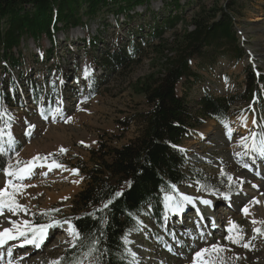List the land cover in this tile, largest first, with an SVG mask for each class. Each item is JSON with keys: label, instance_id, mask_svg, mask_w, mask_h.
<instances>
[{"label": "rangeland", "instance_id": "374dc122", "mask_svg": "<svg viewBox=\"0 0 264 264\" xmlns=\"http://www.w3.org/2000/svg\"><path fill=\"white\" fill-rule=\"evenodd\" d=\"M225 1L201 0L198 6L199 0H193L192 5L186 8L185 25L181 24L166 33L164 44L176 45L177 36H181L186 29H193L191 22L206 10L204 7L225 6ZM186 2L182 0V3ZM151 7H138L132 12L133 15L135 12L138 14L129 24L123 16L118 21L107 10L108 7L100 9L96 16L87 14L84 7L81 8L77 16L90 24L92 34L97 36L95 44L85 47L86 30L82 27H73L68 31L60 29L54 46L49 40L43 44L42 55L49 59H42V55L36 54L38 50L31 39L22 40L20 49L23 60H20L21 67L14 72V75L20 74L18 89L22 103L17 121L9 126L17 143L4 154L9 158L7 166H15L17 161H32L37 155H55L45 161H36V164L42 163L44 166L36 167L30 178L22 182L31 186L23 189L24 194L16 198L28 208V213L21 212L17 216L6 211L5 216L20 222L28 219L34 225H40L50 223L49 217L42 216V212L59 209V212L52 214L54 219L72 222L75 198L86 184L83 169L93 166L92 150L111 136H118L113 144L120 146L139 135L138 121L128 122L129 118L146 108L144 95L137 92L138 84L145 76L163 69L166 57L172 54L169 49L163 55L156 51L154 46L160 40L152 44L140 41L142 34L148 31V23L154 20L152 11L160 18L170 12L165 11L162 0H154ZM236 8L232 12L237 37L244 50L242 59L237 60L231 52L219 57L214 65L194 58L192 68L197 79L183 78L177 86L179 95L186 97L193 113L200 108L199 102L207 94H239V100L232 107L233 116L226 125L207 119L179 146L187 159L185 172L189 179L176 188L188 196L208 199L212 205L205 206L197 200L195 206L188 205L179 213L167 206L161 222L157 221L150 209H146L140 217L142 224L139 223V228L125 238L129 250L135 254L133 264H264V232L254 231L256 228L264 229V224L259 223L264 221V191L259 190L258 185L249 184V181L263 184L260 177L264 175V156L257 160L260 162L257 168H245L244 165L254 157L249 151L259 156L261 154L248 151L242 144L238 145L241 137H249L246 144L250 145L253 133L264 135V81L258 82L257 93L251 99L248 97L251 85L247 73L252 68L258 76H264V0H238ZM1 26L2 29L7 26L6 19ZM58 26L62 28L63 24L58 23ZM132 32L136 34L135 39L130 36ZM132 40H136L140 46L141 62L134 65L126 62L115 67L109 61L110 56L126 55ZM19 50L15 51L18 56L21 55ZM48 68H51L49 72ZM0 76L10 90L9 75L4 74L1 67ZM34 87L41 93L39 105L34 100ZM44 106L53 107L47 119L41 109ZM245 118L247 124L251 123L246 132L243 130L247 126ZM210 123L214 124L211 137H204ZM30 125L35 127L29 136L25 133ZM229 127L232 129L231 136L228 134ZM7 140L8 136L3 138L6 148ZM61 147L67 151L61 153ZM194 154L197 156L193 157ZM53 161L64 165L67 170L49 169L48 165ZM20 166L25 165L22 163ZM72 169L79 171L73 173ZM8 179L5 171L0 172V190L8 187V191H12L7 186ZM225 192L231 193L230 200L221 195ZM175 195L174 191L166 194ZM254 199L260 203L253 204ZM244 207L250 209L247 216L242 211ZM204 208L207 209L203 211ZM197 212L203 213V216L200 215L206 221L203 228L198 223L201 220H196ZM206 215L213 218L209 220ZM253 220L258 223H253ZM233 222L240 226L241 233H237L235 228L232 233L228 232ZM6 223L10 225L0 217V230L6 228ZM47 235L49 237L42 246L45 249H30L31 246L26 244L27 247H18L21 239L0 246V264H8L9 260L13 264H50L63 257L65 251L72 247L67 225L49 229ZM229 235L233 238L242 235L243 239L240 244L232 243L226 239ZM248 242L252 247L241 246ZM213 245L224 250H214ZM9 249L11 257L8 256ZM17 249L21 250L15 253ZM203 249L208 251L203 252ZM37 250L39 254L35 252ZM198 252L202 253L199 257L196 256ZM85 264L94 263L87 261Z\"/></svg>", "mask_w": 264, "mask_h": 264}, {"label": "trees", "instance_id": "16d2710c", "mask_svg": "<svg viewBox=\"0 0 264 264\" xmlns=\"http://www.w3.org/2000/svg\"><path fill=\"white\" fill-rule=\"evenodd\" d=\"M153 1L0 0V51L3 50L0 52V67L4 74L9 75L10 89L0 76V130H3V138H7L9 126L17 121L22 103L18 89L20 74L14 75L23 60L20 49L22 40L31 39L37 47L36 54L40 56L44 52L45 40L54 46L60 29L68 31L79 26L86 30L85 47L93 46L97 36L92 34L90 24L77 16L81 8L84 7L87 14L96 16L100 9L108 7L107 10L118 21L123 16L129 24L138 14L135 12L133 15V11L144 5L151 9ZM162 1L165 11L170 12L160 18L150 10L155 17L148 23V31L142 34L140 41L152 44L160 40L154 46L156 51L163 55L169 49L172 54L166 57L163 69L145 76L138 84L137 92L144 95L146 108L129 118L128 122L138 121L139 135L120 146L113 144L118 136H111L92 150L93 166L83 169L86 184L75 198L76 206L72 214V222L82 239L75 247L65 251L62 264H72L76 260H81L83 264L87 261L94 264H133L134 256L125 238L139 228L140 217L146 209H150L157 221L161 222L168 206L166 194L173 192L171 186H181L189 179L185 172L187 159L179 146L207 119L226 125L233 116L232 107L239 100V94H207L200 100V108L193 113L186 97L179 95L177 86L183 78L197 79L192 68L194 58L214 65L219 57L231 52L237 60L242 59L244 50L237 37L232 12L237 9L238 0H226L225 6L221 7H204L208 11L196 14L191 22L193 29H186L181 36H177L178 42L174 46L164 44L163 37L179 25H185L186 8L192 5L193 0L186 3H182V0ZM5 19L7 26L2 29L1 23ZM58 23H62L63 27L60 28ZM140 28L143 31V26ZM130 36L135 39V32ZM129 45L126 55L110 56L109 61L115 67L126 62L130 65L141 62L140 46L136 40ZM17 49H20V56L15 52ZM40 57L49 59L45 55ZM50 70L48 68V72ZM247 73L251 85L248 97L252 99L257 93L258 82L264 81V76H258L252 68ZM33 92L34 100L39 105L41 93L37 87ZM44 107L41 109L47 116L53 107ZM8 162V155H0V172H4ZM117 192L122 195L116 197ZM109 200H112V204L98 211ZM93 212L94 216L89 215ZM94 240H99V244L91 255H87Z\"/></svg>", "mask_w": 264, "mask_h": 264}, {"label": "snow or ice", "instance_id": "6c2138e0", "mask_svg": "<svg viewBox=\"0 0 264 264\" xmlns=\"http://www.w3.org/2000/svg\"><path fill=\"white\" fill-rule=\"evenodd\" d=\"M56 111H59V109H57ZM43 115V113H42ZM45 119H47V116H44ZM253 123L255 124L256 122L253 121ZM245 124H246V118H245ZM34 125H30L28 130L26 131V135H31V131L32 129H34ZM3 130H0V155H4L6 154L10 149L11 146L14 145L15 143H17V141L15 140V137L12 136L11 132H8V140H7V145L8 147H5V144L3 142ZM232 133V129L229 127L228 128V134L229 136H231ZM249 140V137H241V144L243 146H245L246 148H248L249 150L252 151H256L259 152L261 155H264V135L262 134H257V133H253L251 140L252 143L250 145L246 144V141ZM83 143V141L81 142ZM67 151V149H64L63 147H61L60 152L61 153H65ZM55 154H48L46 156H39L37 155L36 157L33 158L32 161H26V162H21V161H17L16 165L13 166L11 164H9L7 166V168L4 170L5 171V175L7 177H9L8 181H7V186H10L12 191L9 192L8 191V187H5L3 190H0V217H3L5 221H7L11 227H6L3 228L2 230H0V246L6 245L9 241L11 240H18L23 238L24 243L26 244H32L33 246L39 248L42 246L44 240L47 238V231L49 229H53V228H59V227H64V225H67V230L69 235L72 237V242H71V246L75 247L77 242L79 240L82 239V235L80 233V231L76 228V225L73 224L71 222V220H64V221H60V220H56L54 219V217L52 216L53 213L59 212V209H51V210H47L45 212H42L41 215L42 216H48L50 223L47 224H40V225H34L33 222L31 220L25 219L22 222L18 221V220H12L10 217L5 216V212H10L13 215H19L21 212L24 213H28V208L23 205L20 204L18 199L16 198L19 195H23V189H25L26 187H29L31 185H25L22 182L28 178H30V176L33 174L34 169L36 167H43L44 165L41 164H36V161H45L50 159L51 156H53ZM237 155H240V153H237ZM24 164V167H21V164ZM49 169L51 168H58V169H65L64 165H61L55 161H53L51 164L48 165ZM245 168H248L249 165L245 164L244 165ZM73 173H78V169H72L71 170ZM226 175V173H225ZM82 179V178H81ZM74 182H78V181H74ZM202 188L204 187L203 185L201 186ZM171 188L173 189L174 192H176L175 196H166L165 199L168 202V207L171 211L179 213L185 210V207L188 205L191 206H195L197 200H200V198H194L191 196H188L184 193H180L179 190L176 188L175 185H172ZM122 195V193L117 192L115 194L116 197ZM223 196L224 199L226 200H230L231 199V193L230 192H225L221 194ZM64 199H67V197H65ZM113 199H115V197H113ZM200 203H202L205 206H211L212 205V201L208 200V199H202L200 200ZM253 204H258L260 203L258 200L254 199ZM110 204H112V200L107 201V203H105L100 209H98V211H103L104 208H107ZM197 211H199L197 209ZM243 213L247 216L250 214V209L249 207H244L242 209ZM31 215H35V213H31ZM89 215H95V212L90 213ZM201 216H203V213H200ZM253 223H258V221L253 220ZM142 224V222H140ZM259 223L264 224V221H260ZM233 228H235L237 230V233H241L242 229H240L239 225H236L235 222H233L232 226L228 228V232L232 233L233 232ZM255 232L257 233H262L264 232V229L262 228H256L254 229ZM226 239H228L229 241H231L232 243H236V244H240L241 240L243 239L242 235H238L236 238H233L232 235H229L228 237H226ZM127 242V241H126ZM99 244V240H94L93 241V246L92 248L89 249V252L87 253V255H91V253L93 251L96 250L95 246ZM241 246L246 247V248H250L252 247L251 243H244ZM212 248L214 250L218 249L217 245H213ZM219 251H223V248H219ZM203 252H207L208 249H203ZM202 253L198 252L196 253V256L199 257ZM12 252L9 249L8 250V256L11 257ZM135 255V254H133ZM239 258V257H237ZM65 258L61 257L58 258L55 261L50 262V264H62V261H64ZM8 264H13L12 260L8 261ZM72 264H83V262L81 260H76L73 261Z\"/></svg>", "mask_w": 264, "mask_h": 264}, {"label": "bare ground", "instance_id": "6f19581e", "mask_svg": "<svg viewBox=\"0 0 264 264\" xmlns=\"http://www.w3.org/2000/svg\"><path fill=\"white\" fill-rule=\"evenodd\" d=\"M247 124V123H246ZM251 123L249 122L248 124H247V126H245V127H243V130L246 132V130H249V128L251 127V125H250ZM214 124L213 123H210L209 125H208V127H207V129H206V131H205V135H204V137L205 136H209V138L211 137V131L212 130H214ZM241 140V139H240ZM241 143H240V141H239V143H238V145H240ZM193 150H195V152H200V151H198L197 149H193ZM248 151H249V149H248ZM251 156H254V157H252L251 159H250V161H248V165H249V168L250 169H252V168H257L259 165H260V162L258 161L257 162V160H259L260 158H261V156L263 157L264 155H258V154H253V153H251L250 151L248 152ZM197 155L196 154H194V156L193 157H196ZM256 162H257V164H256ZM260 179H262V181H263V184H255L254 182H252V181H249L250 183L249 184H251L252 186H256V185H258L257 186V188H259V190H262V191H264V175H262V177H260ZM261 182V181H260ZM9 189V188H8ZM232 204H233V202H232ZM206 216H209V215H206ZM209 218H211V216H209ZM10 225H7V223L5 224V227H9ZM48 238V237H47ZM47 238L45 239V240H47ZM45 240H44V242H43V244H42V246L45 244ZM26 243H24V240H19L18 241V247H23L24 245H25ZM20 245V246H19ZM29 246H31L32 244H28ZM39 247V248H43V249H45V246L44 247ZM35 248H37V247H35V246H33L32 245V247H30V249H35ZM19 250H21V249H17L16 250V252L15 253H18V251ZM35 252H37L38 254L40 253V251L39 250H37V251H35Z\"/></svg>", "mask_w": 264, "mask_h": 264}]
</instances>
